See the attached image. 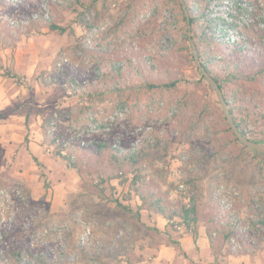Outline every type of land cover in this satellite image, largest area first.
<instances>
[{
  "label": "rangeland",
  "instance_id": "1",
  "mask_svg": "<svg viewBox=\"0 0 264 264\" xmlns=\"http://www.w3.org/2000/svg\"><path fill=\"white\" fill-rule=\"evenodd\" d=\"M186 1L197 9L190 15L202 60L226 80L238 121L264 136V0H236L227 43L205 32L213 0ZM184 26L170 0H0L1 39L11 49L31 44L38 58L30 79L5 71L27 91L18 101L45 104L43 159L23 157L28 126L12 160L0 145V264H17L19 248L48 264L146 261L191 231L179 213L193 204L191 227H204L213 247L264 261V230L250 222L264 210V154L228 130ZM172 80L176 87L160 86ZM142 148L150 154L135 166L113 158ZM31 162L36 168L21 173ZM56 194L64 211H53ZM156 214L167 219L161 231Z\"/></svg>",
  "mask_w": 264,
  "mask_h": 264
},
{
  "label": "crops",
  "instance_id": "2",
  "mask_svg": "<svg viewBox=\"0 0 264 264\" xmlns=\"http://www.w3.org/2000/svg\"><path fill=\"white\" fill-rule=\"evenodd\" d=\"M7 45L0 37V145L5 150L3 157L8 160L15 157L18 146H21L24 141L23 131L28 126L31 134L24 149L29 154H23V157L31 155L41 160L45 154L39 137V128L43 119L40 111L45 104L39 99L33 101L34 104L31 102L27 104V100L18 101L19 96L22 98L27 96V91L23 85L17 84L10 78L5 71L10 70L30 79L35 77L38 58L31 44H28L25 49L20 44L13 49ZM34 82L35 93H38L39 83L37 80ZM14 144L15 148L12 146ZM21 152L22 150L19 149L16 158L22 156ZM28 166L29 168L22 170L21 173L28 175L29 170L36 168L32 162ZM56 196L53 199V211H64L63 208L66 206L65 199H62L64 195L56 194ZM155 217L156 226L161 231L167 224V219L161 214H156ZM177 242L176 246L172 243L160 244L154 248V253L149 260H138L133 264H264L262 259L253 257L249 250L226 252L213 247L207 231L201 226L197 227L195 235L191 231L182 232Z\"/></svg>",
  "mask_w": 264,
  "mask_h": 264
},
{
  "label": "trees",
  "instance_id": "3",
  "mask_svg": "<svg viewBox=\"0 0 264 264\" xmlns=\"http://www.w3.org/2000/svg\"><path fill=\"white\" fill-rule=\"evenodd\" d=\"M170 1L173 2L176 6H178L180 8V13L182 14L183 20L185 21V16H184V12H183V9H182V5L179 2V0H170ZM187 5H188V8H189L190 12H193L194 10L197 11V9L194 6L192 8L191 6H189L188 3H187ZM200 15H198V17ZM195 20H196V18H194V16L191 15V22H192V24H194ZM52 27L53 28H59V26H57V25H52ZM184 28H185V26H184ZM184 38L188 42L187 28H185V30H184ZM187 47L189 49V54H190L191 60L193 61V56H192V52H191V46H190L189 43H187ZM199 55H200V53H199ZM203 64L205 65V67L208 70V72L213 75V73L211 72V70H210L209 66L207 65L206 61H203ZM200 77L206 82V80H205V78H204V76L202 74H201ZM213 77L216 80V82L218 83L219 87L221 88V90H222V92H223V94L225 96V99L228 102L229 109H230V113L233 116V118H234V120H235L238 128L240 129L241 133L243 135H245L246 137H248L249 139H251V140L258 141V142H264V136H258L257 134H254V133H253V136H251L249 134L248 130L242 125L241 121H238V119H237V117H236V115L234 113V108L231 105L230 98L226 94V89H225V82H226V80L224 78L223 79L222 78H219V77H217L215 75H213ZM178 83H179V80H172L170 82L163 83L160 86L167 87V88H174V87H176L178 85ZM149 85L151 87H157L159 84H149ZM209 87L212 90H214L210 85H209ZM224 118H225V116H224ZM228 130L231 131L229 125H228ZM231 133H232V131H231ZM233 136H234L235 140L238 141V139L236 138V136L234 134H233ZM151 145H152V148L153 149H158L159 141L156 140V142L154 144H151ZM255 151H257V150H255ZM148 154H150L149 148H147L146 150H145V148H142L137 153L129 151L126 154L122 155L121 157H118L117 154H114L113 158L116 161L117 160H120L121 161V164L129 163L132 166H135L140 161H142ZM33 159H34V161L36 163H38V159L37 158L34 157ZM136 177H138V176H134V178L132 179V181L134 183L136 182ZM121 206L124 209H128L127 206H124V205H121ZM263 211L264 210L261 209L259 211V213L256 214V219L255 220L253 219V220L250 221L251 224H252V226L253 227H256L257 230H261V229L264 230V212ZM196 212H197V209H196L195 205L193 204L191 207H187L186 205H182L181 212L179 213V217L181 218L182 222L185 224V226L187 228H189L191 230V232H193V235L196 234V229L193 228V227H191V224L194 223V222H196V220H197L196 219ZM170 217H173V216H170ZM175 243L178 244L177 241ZM21 249L22 248H19L20 251H21ZM20 251H18V252H16L14 254V256L16 258V261H17V264H48V261H47L46 256L44 254H42V253L30 252L29 255H30L31 261H29V260H27L26 256L23 253H21Z\"/></svg>",
  "mask_w": 264,
  "mask_h": 264
},
{
  "label": "water",
  "instance_id": "4",
  "mask_svg": "<svg viewBox=\"0 0 264 264\" xmlns=\"http://www.w3.org/2000/svg\"><path fill=\"white\" fill-rule=\"evenodd\" d=\"M179 2L181 3L182 9L184 12L186 26H187L188 43L191 46L192 56H193L194 62L196 64L197 68L199 69L200 73L204 76L206 82L214 89L216 96L218 98V101L220 103L222 112L226 118V121H227L232 133L236 136V138L238 139V141L241 144H243L247 147L253 148L255 150H258L259 152L264 154V142H258V141H254V140L249 139L248 137L243 135L241 133L240 129L238 128L233 116L230 113L228 102L225 99V96H224L221 88L219 87L218 83L214 79L213 75L208 72V70L206 69V67L203 64V61L199 55V51H198V48L196 46V43H195L194 37H193L191 15H190V11H189L187 2H186V0H179Z\"/></svg>",
  "mask_w": 264,
  "mask_h": 264
},
{
  "label": "built area",
  "instance_id": "5",
  "mask_svg": "<svg viewBox=\"0 0 264 264\" xmlns=\"http://www.w3.org/2000/svg\"><path fill=\"white\" fill-rule=\"evenodd\" d=\"M230 4L227 5L226 2H220L219 0H213L210 5H212V8H208V11L205 14V19L207 21V25L205 28L206 35L211 40L215 41H221L224 43H227L229 38V32L231 31V21L232 18L230 17V10L232 9L234 14L238 13V10L240 9V3H237L238 1L230 0ZM217 4V7L214 6V4ZM220 10H226L225 14L221 13L218 14L217 11ZM214 10V11H213ZM228 30V31H227ZM233 41V40H232Z\"/></svg>",
  "mask_w": 264,
  "mask_h": 264
}]
</instances>
